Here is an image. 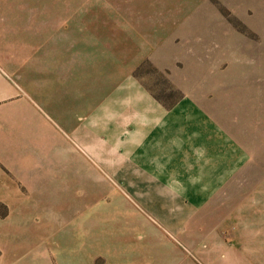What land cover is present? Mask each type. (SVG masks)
Returning <instances> with one entry per match:
<instances>
[{
	"label": "crops",
	"instance_id": "obj_1",
	"mask_svg": "<svg viewBox=\"0 0 264 264\" xmlns=\"http://www.w3.org/2000/svg\"><path fill=\"white\" fill-rule=\"evenodd\" d=\"M200 1L0 0V113L14 111L21 118L20 123L5 127L12 130V141L0 144V160L19 163L14 176L21 178L24 187L33 183L22 174L32 164L27 174L37 171L52 178L44 186H29L28 190L47 195L40 204L51 209L54 216L36 223L26 218H0V264H97V258H101L99 264H150L144 258H154L151 251L142 253L130 248L127 236L106 234L97 239L90 234L97 226L93 221L70 220L64 214L67 207L81 209L80 204L66 207L64 197L58 195L69 190L57 180L58 175L62 178L65 174L60 163L65 145L40 138L31 127V117L38 113L53 120L29 93L33 55L39 60L42 87L43 56L45 53L47 57L53 42L62 51L61 57L64 50L70 49L77 62L82 50L88 53L87 58H94L95 49L100 50L101 55H107V75L124 77L115 89L118 98L108 104L107 95L97 100L99 106L87 118L92 129L74 115L67 116V120L71 130L82 132L71 138L93 163H101L102 159L92 145L107 155V174L119 179L123 192L134 200L131 205L146 218L138 224L150 234L149 245L156 248L161 236L171 250L180 251L169 237L180 243L181 238L190 241L194 225H208L206 219L213 221L216 215L203 210L215 209L211 201L245 166L247 149L215 115L199 109L190 97L172 108L151 100L136 83L134 74L175 36L190 38V34L209 33L208 12L194 15ZM54 14L58 17L56 24L48 26ZM193 18L200 19L198 27H193ZM33 33L40 34L35 53ZM57 125L65 131L60 123ZM198 213L200 220L195 217ZM75 224L82 231L72 237L70 249L54 252L47 248L48 236L63 235ZM98 225L101 232L107 231L106 223ZM138 238L141 240L142 235ZM97 242L107 249L95 248ZM171 254L175 261V254Z\"/></svg>",
	"mask_w": 264,
	"mask_h": 264
},
{
	"label": "rangeland",
	"instance_id": "obj_2",
	"mask_svg": "<svg viewBox=\"0 0 264 264\" xmlns=\"http://www.w3.org/2000/svg\"><path fill=\"white\" fill-rule=\"evenodd\" d=\"M197 4L195 17L208 12L209 33L190 34V38L177 35L164 43L142 63L135 81L151 100L165 108H172L190 97L199 109H208L237 137L249 158L211 201L216 210H203L216 215L213 221L206 219L208 225H194L190 241L181 238L180 243L169 237L180 251L171 250L161 236L156 248L149 245L150 234L138 224L146 218L131 205L134 200L123 192L119 179L107 174V155L99 146L92 145L102 159L101 163H93L71 138L82 132L69 128L67 116L74 115L92 129L87 118L99 106L97 100L107 95L108 104L120 96L115 89L121 86L124 77L107 75V55L95 49V57L87 58L88 53L82 50L77 62L70 49L64 50L61 57L62 51L53 42L46 51L47 57L45 53L43 56L42 87L39 60L33 55L29 93L53 120L48 121L42 113L38 115L34 111L37 115L31 117L32 131L40 138L48 137L51 143L65 145L60 161L65 174L62 178L58 175L57 180L69 190L58 195L64 197L66 207L80 204L81 209L70 205L64 214L70 220L93 221L97 226L92 227L90 234L95 238L106 234L107 237L127 236L130 248L154 254V258H144L150 264H179L180 261L186 264H264V0H201ZM52 8L55 11L56 5ZM57 18L54 14L48 26L55 25ZM195 19L192 25L198 27L200 19L194 23ZM39 38L40 34H32L33 53ZM14 114V111L0 113V144L12 141V130L5 127L20 123L21 118ZM57 155L60 156V151ZM18 164L10 159L0 160V218H26L31 223L53 218L51 209H44L40 204L47 195L28 190L29 186H44L43 183L52 178L37 171L31 176L27 174L33 169L32 164L28 172L22 174L33 183H26L24 187L20 184L21 178L14 176ZM195 217L199 219V213ZM99 223H106V232L100 231ZM68 228L63 235L48 236L49 250L61 252L71 248L72 237L78 236L82 228L78 224L73 229ZM97 246L107 249L98 242L95 248ZM171 253L175 254V261ZM99 261L101 258H97V264Z\"/></svg>",
	"mask_w": 264,
	"mask_h": 264
},
{
	"label": "trees",
	"instance_id": "obj_3",
	"mask_svg": "<svg viewBox=\"0 0 264 264\" xmlns=\"http://www.w3.org/2000/svg\"><path fill=\"white\" fill-rule=\"evenodd\" d=\"M141 66H142V64L141 65H139L136 69H135V71H134V74L135 75H137L136 73L138 72V70L141 68Z\"/></svg>",
	"mask_w": 264,
	"mask_h": 264
}]
</instances>
